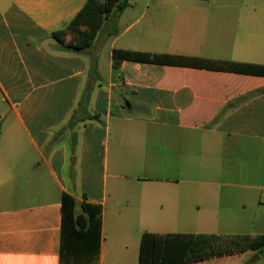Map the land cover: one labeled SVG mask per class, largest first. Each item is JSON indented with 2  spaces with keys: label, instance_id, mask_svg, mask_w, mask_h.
Returning a JSON list of instances; mask_svg holds the SVG:
<instances>
[{
  "label": "crops",
  "instance_id": "obj_1",
  "mask_svg": "<svg viewBox=\"0 0 264 264\" xmlns=\"http://www.w3.org/2000/svg\"><path fill=\"white\" fill-rule=\"evenodd\" d=\"M87 1L0 0V264H61L64 193L103 207L96 264H139L144 232L264 234V76L113 66L115 49L264 65V0H131L78 52L54 33ZM122 101L139 115L124 118ZM78 109L105 113L104 139L99 122L66 129ZM112 119L121 148L109 174ZM127 126L146 130L138 157L149 177L119 169ZM70 156L93 160L90 171L102 156L100 190L85 177L70 183ZM256 254L187 264H264Z\"/></svg>",
  "mask_w": 264,
  "mask_h": 264
},
{
  "label": "trees",
  "instance_id": "obj_2",
  "mask_svg": "<svg viewBox=\"0 0 264 264\" xmlns=\"http://www.w3.org/2000/svg\"><path fill=\"white\" fill-rule=\"evenodd\" d=\"M130 5V0H88L84 8L69 23L65 30L54 33L55 39L64 44L67 33L78 36L71 47L80 52L90 48L103 27L105 20L120 16ZM85 27V28H84ZM123 61L152 63L171 66L200 68L213 71L264 76V65L244 64L233 61L213 60L151 52L113 50V66L119 68ZM90 91H86L80 107L89 105ZM76 115V116H75ZM102 122L101 116L88 109L74 114L66 129L81 122ZM63 129L60 136H63ZM76 142L72 143L75 149ZM80 207V211L78 210ZM61 264H96L102 239L103 207L82 203L64 193L61 202ZM254 251L264 257V234H207V233H152L144 232L141 237L139 264H187L214 257Z\"/></svg>",
  "mask_w": 264,
  "mask_h": 264
},
{
  "label": "rangeland",
  "instance_id": "obj_3",
  "mask_svg": "<svg viewBox=\"0 0 264 264\" xmlns=\"http://www.w3.org/2000/svg\"><path fill=\"white\" fill-rule=\"evenodd\" d=\"M250 3H254L253 0H248ZM131 3V0H130ZM85 28V27H84ZM68 36V42L72 44H76L78 41V36L73 33H67ZM123 102V101H122ZM131 102V101H130ZM132 103V102H131ZM130 104V103H129ZM133 104V103H132ZM123 108H118L119 112L123 113L124 118H131L136 117L139 115L137 105L133 104V109L128 110L127 103L123 102ZM131 106V104H130ZM113 115H116V109H112ZM145 115L141 113L139 117H144ZM152 116V114H151ZM150 117V116H148ZM102 122L97 123V125L102 129L103 135L102 138L104 139V132L106 130V115L105 113L101 116ZM120 119H118L119 121ZM108 125V163H109V174H112L115 172L116 168L118 167V160L116 156L119 155V147L118 146V140H119V133L118 129L120 128L118 123L115 119L110 120ZM130 126H127L124 128L125 138L127 137L129 141H122V144L124 148H122V155L121 156H127L126 159L123 160V167H119V169L122 171V174L126 176H138L139 177H149V169H146L144 165H142V158L138 156H144L146 150V144H145V132L146 130H134L130 129ZM104 149V148H103ZM104 156V155H103ZM133 156V157H132ZM136 156V157H134ZM77 159V160H76ZM70 166H69V173H68V179L70 180V183L75 184V178L78 177V185L77 188H79L80 181L83 177L86 179L88 178L89 181H95V188L97 190H100L103 186V166H102V156L98 157L97 165L94 163V167L90 171V163H93V160L91 162H88L87 160H84L82 162L81 156H70ZM93 173V174H92ZM92 174V178L91 177ZM84 175V176H83ZM126 184H138V181L136 179H127L125 181ZM112 185V179H108V187L110 189ZM108 216V213H107ZM254 257V256H253ZM253 257L251 259H253Z\"/></svg>",
  "mask_w": 264,
  "mask_h": 264
},
{
  "label": "water",
  "instance_id": "obj_4",
  "mask_svg": "<svg viewBox=\"0 0 264 264\" xmlns=\"http://www.w3.org/2000/svg\"><path fill=\"white\" fill-rule=\"evenodd\" d=\"M127 107L130 108V104L129 103H127ZM259 259H260V256L258 254H256L254 256V258L252 259V261L259 260Z\"/></svg>",
  "mask_w": 264,
  "mask_h": 264
}]
</instances>
